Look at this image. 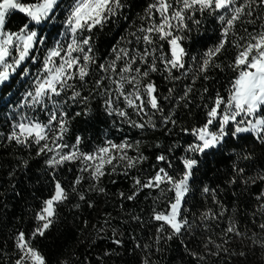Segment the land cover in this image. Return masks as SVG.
Here are the masks:
<instances>
[{
	"label": "trees",
	"instance_id": "trees-1",
	"mask_svg": "<svg viewBox=\"0 0 264 264\" xmlns=\"http://www.w3.org/2000/svg\"><path fill=\"white\" fill-rule=\"evenodd\" d=\"M152 2L124 0L126 6L120 10L121 14L94 30L93 49L97 63L112 58V50L118 43L121 47L134 46L127 45V41L121 38L131 39L129 32L145 24L141 17ZM62 3L66 4L68 0H62ZM259 14L257 9L256 15ZM156 16L158 20V14ZM63 19L64 13L61 11L57 22L43 26L47 36L45 49L60 39ZM195 19L201 23L197 25L189 20L190 30L177 33L187 37L182 41L187 51V75L174 71V75L180 79L168 80L165 79L167 74L162 71L150 73L151 81L158 88L164 113H174L172 118L175 124L162 125L161 116L157 113L153 116L156 128L138 129L115 113L109 115L105 111L104 97L99 94L102 90L91 91L93 81L102 75L98 70L87 78L86 85L81 86L78 80L70 81L82 96L89 99L86 103L78 100L62 105L68 120V131L62 143L73 145L79 137L80 151L93 153L99 147L106 146L108 141L116 144L125 140L132 143L139 141V150L129 149L128 155L136 157L143 154L146 157L132 169H125L124 162L114 161L115 171L111 165H107L106 174L99 181L92 180L88 172H82V164L78 161L49 167L46 160L54 153L37 155V145L22 146L9 141L7 137L13 131V123L19 119L17 113L33 115L28 108L16 107L29 89L30 81L21 80L16 75L1 86L0 264H15L19 258L21 253L16 247V236L20 232L25 233L32 246L45 256L47 264H264V229L260 228L264 224V207H261L264 200L257 199L264 192V181L256 179L257 174L264 170V146L250 134H241L239 138L228 135L218 149L195 155L199 163L189 181L190 191L182 204L188 225L181 233L173 235L167 226L164 231L158 232L161 222L153 218L155 212L168 210L169 202L174 197V192L169 191L170 185L145 188L134 199H126L136 191L135 178L146 180L161 167L173 176L183 172L181 157L193 155L185 153V148L193 143L194 137L182 129L201 126L206 120L204 105L211 104L217 92L226 96L229 82L236 75L230 64L237 50L231 43L213 58V64L206 73L198 71L204 54L219 42L221 24L213 16L198 13ZM22 21H26L24 15L13 11L7 18L6 30L17 31ZM262 23L264 20L259 19L255 25L239 23L235 31L238 36L245 35L244 28L250 32L254 29L259 31ZM229 39L236 40L237 37L230 34ZM40 57L42 60L43 52ZM27 66L35 73L40 64L29 61ZM92 67L95 69L94 65ZM188 85L192 91L186 100H180ZM170 88L174 89L171 94ZM67 95H71V90ZM168 96L170 98L165 99ZM123 106L121 100L117 107ZM126 111L131 120H141L132 109ZM148 111L151 114L152 110ZM35 115L46 122L47 116L43 112ZM143 119L147 120V116ZM243 153H252L253 159H238V154L242 157ZM160 155L166 156L167 160L158 161L156 158ZM24 161L27 162L26 166ZM169 162L172 167L168 166ZM234 164L244 168L243 175L237 174ZM126 171L127 175L124 174ZM78 176L84 178L73 191ZM233 179L235 183H231ZM253 179L255 183L251 182ZM56 182L66 190L68 198L55 205L54 223L45 235L33 237L32 233L40 225L37 213L43 207V202L54 194ZM93 185L97 190H91ZM205 187L209 189L207 193L204 192ZM98 188H103L104 192L98 191ZM81 194L84 200L80 199ZM204 213H209L208 219H203ZM233 221L240 235L226 233Z\"/></svg>",
	"mask_w": 264,
	"mask_h": 264
},
{
	"label": "snow or ice",
	"instance_id": "snow-or-ice-1",
	"mask_svg": "<svg viewBox=\"0 0 264 264\" xmlns=\"http://www.w3.org/2000/svg\"><path fill=\"white\" fill-rule=\"evenodd\" d=\"M125 6L124 0H68L66 4L62 0H0V86L9 83L16 75L21 80H29L30 87L16 107L28 108L33 113H17L19 119L14 121L13 131L7 139L22 146L37 145V155L54 153L46 160L49 167L78 161L82 164L81 171L88 172L94 181H99L106 174L107 165H111L115 171L114 161L124 162L125 169L135 168L146 159L143 154L136 157L128 155L129 149L139 150V141L132 143L125 140L119 144L108 141L106 146L99 147L93 153L80 151L79 137L73 145L62 143L68 131L67 114L62 105L66 106L68 101L78 100L86 103L89 99L82 96L81 91L70 81L78 80L81 86L86 85L87 78L94 70H98L102 75L93 81L91 91L102 90L99 94L104 97L105 111L109 115L115 113L138 129L156 128L153 116L157 113L161 116L162 125L175 124L176 121L172 118L174 113H164L159 102L158 88L151 81L150 73L162 71L167 74L165 79L168 80L180 79L174 75V71L186 76L187 51L182 41L187 37L177 33L190 30L189 20L200 24L201 21L195 19L197 13L215 17L221 24L220 39L204 54L198 71L206 73L213 64V58L231 43L237 50L234 61L230 64L236 75L229 82L227 95L217 92L212 103L204 105L206 120L201 126L190 130L182 129L194 137L193 143L185 148V153L193 155L181 157L183 172L179 176H173L161 167L146 180L135 178L136 191L126 197L132 200L142 189L159 188L161 184L170 185L169 191L174 192V197L169 202L168 210L155 212L153 218L161 222L158 232L164 231L167 226L176 235L188 225L183 216L185 210L182 204L190 191L189 181L199 163L195 155L218 149L228 135L239 138L241 134H250L257 143L264 146V23L260 24L259 31L254 29L250 32L244 28L245 35L238 36L235 31L239 23L255 25L256 20H264V0H241L239 3L237 0H153L141 17L145 24L136 31L129 32L131 39L121 38L127 41V45L134 46L121 47L118 43L112 50V58L104 63H97L92 33L97 27H103L113 17L120 15V10ZM257 9L259 15H256ZM13 11L22 13L26 21L21 22L17 31H8L6 21ZM61 11L64 19L61 21L63 31L59 33L60 39L52 47L45 49L47 36L43 26L57 22L58 13ZM156 14L159 16L158 20ZM244 17L252 19L245 21ZM230 34L237 39L230 40ZM29 61L40 64L35 73L25 66ZM69 90L71 95H67ZM173 91L170 88L169 94ZM191 91V86H186L179 99L186 100ZM204 91L207 92V89ZM62 97L66 98L61 99ZM169 98L170 96L165 97ZM121 100L124 106L117 107ZM126 109H132L141 120H131ZM149 109L152 110L151 114ZM37 112H43L47 116L46 122L35 115ZM145 116L147 120L143 119ZM66 148L69 151L65 152ZM239 158L252 160L253 156L252 153H243L242 157L238 154ZM156 159L163 162L167 157L160 155ZM23 163L26 166L27 162ZM168 166L172 167L170 162ZM234 170L238 175H243L245 171L235 164ZM124 174L127 175V171ZM83 178H76L73 191ZM256 179L264 181V170L257 174ZM235 182V179L231 181ZM251 182L256 181L253 179ZM91 190H97L96 186L93 185ZM98 191L104 192V189L98 188ZM208 191L205 187L204 192ZM67 198L66 190L56 182L54 194L43 202V207L37 213L36 218L41 224L32 233L33 237L45 235L54 223L55 205ZM80 199L84 200L85 197L81 194ZM257 199L264 200V192ZM208 218L209 213H204L203 219ZM260 228L264 229V224ZM226 233L241 234L235 221L227 227ZM16 247L21 254L15 264H47L45 256L32 246L25 233L17 234Z\"/></svg>",
	"mask_w": 264,
	"mask_h": 264
},
{
	"label": "rangeland",
	"instance_id": "rangeland-1",
	"mask_svg": "<svg viewBox=\"0 0 264 264\" xmlns=\"http://www.w3.org/2000/svg\"><path fill=\"white\" fill-rule=\"evenodd\" d=\"M29 63V62H28ZM28 63L25 65L26 67H29V66H27L28 65ZM0 88H1V86H0ZM40 224H41V222H40Z\"/></svg>",
	"mask_w": 264,
	"mask_h": 264
}]
</instances>
